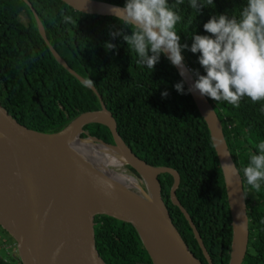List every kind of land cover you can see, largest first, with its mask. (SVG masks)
<instances>
[{
    "label": "trees",
    "instance_id": "obj_1",
    "mask_svg": "<svg viewBox=\"0 0 264 264\" xmlns=\"http://www.w3.org/2000/svg\"><path fill=\"white\" fill-rule=\"evenodd\" d=\"M34 7L49 43L68 66L92 84L112 113L118 132L133 152L155 168H170L179 177L175 196L189 215L213 264H228L231 218L222 172L205 121L193 98L176 91L182 79L161 55L154 69L137 64L138 55L122 37L115 17L85 15L62 0H27ZM123 7L125 0H96ZM247 0H213L199 13L189 0L177 6L182 17L176 25L180 43H192V35H210L203 24L219 14L239 15ZM174 3V0H169ZM72 21L66 22L65 17ZM25 18L27 21H25ZM116 45L107 49L106 43ZM184 63L204 75L199 53L183 49ZM167 91V97L162 93ZM206 97V96H205ZM215 112L231 158L242 179L248 218V245L242 264H264V182L256 191L243 178V168L257 145L264 142V100L247 96L239 106L206 97ZM0 103L21 125L39 133L55 134L78 116L101 110L98 95L70 74L52 55L39 33L31 8L24 0H0ZM86 133L113 145L110 130L101 124L85 127ZM87 134L83 138H87ZM128 171L145 184L135 170ZM162 197L172 224L193 255L206 263L187 221L173 206L169 192L173 178L159 177ZM13 258L0 256V264H21L15 241ZM97 249L106 264H153L135 229L108 216L95 218Z\"/></svg>",
    "mask_w": 264,
    "mask_h": 264
},
{
    "label": "water",
    "instance_id": "obj_2",
    "mask_svg": "<svg viewBox=\"0 0 264 264\" xmlns=\"http://www.w3.org/2000/svg\"><path fill=\"white\" fill-rule=\"evenodd\" d=\"M24 1L31 8L39 33L52 55L98 95L101 110L83 113L62 131L46 134L18 123L0 103V228L15 241L21 264H106L96 245L97 216H108L131 225L153 264H203L172 224L162 197L159 181L162 174L173 178L170 201L187 221L206 259L205 264H213L189 215L175 196L180 183L178 173L148 165L124 142L115 118L98 91L72 70L51 46L34 7ZM62 1L85 15L114 17L110 10L122 8L96 0ZM175 69L179 74L180 69ZM181 79L187 89L195 81L190 71ZM189 93L206 123L224 180L232 230L228 264H242L248 245L242 179L228 168V164H235L211 105L198 91ZM91 124L106 126L114 144L89 136L85 127ZM85 134L87 138H83ZM83 142L109 148L119 160H124V168L137 172L145 188L134 177L136 185L117 179L110 168L88 155L79 154L75 148ZM148 196L150 200L145 198Z\"/></svg>",
    "mask_w": 264,
    "mask_h": 264
},
{
    "label": "clouds",
    "instance_id": "obj_3",
    "mask_svg": "<svg viewBox=\"0 0 264 264\" xmlns=\"http://www.w3.org/2000/svg\"><path fill=\"white\" fill-rule=\"evenodd\" d=\"M184 0H125L122 8L113 7L120 29L110 32L113 38L120 36L139 57L137 64L154 69L161 55L180 69L181 77H187L189 68L184 65L183 49L199 53L198 62L205 74L192 70L196 79L187 92H199L201 96L216 102L226 101L239 106L247 96L252 102L264 100V0H247L239 15H213L203 24L210 35H192V43L181 44L176 25L182 17L177 6ZM189 6L197 13L206 6H214L213 0H189ZM71 22L72 17H65ZM107 49L116 45L106 43ZM188 69H186V67ZM191 73V72H190ZM192 75V74H191ZM193 76V75H192ZM94 82L89 80L88 84ZM175 89L186 94L184 80L175 84ZM162 97H167V91ZM234 175L239 170L228 164ZM243 178L252 189L259 191L264 182V142L257 145V152L250 154L243 168ZM151 199L150 196L145 197ZM59 249H57V253ZM55 259V256L53 257Z\"/></svg>",
    "mask_w": 264,
    "mask_h": 264
},
{
    "label": "bare ground",
    "instance_id": "obj_4",
    "mask_svg": "<svg viewBox=\"0 0 264 264\" xmlns=\"http://www.w3.org/2000/svg\"><path fill=\"white\" fill-rule=\"evenodd\" d=\"M75 150L79 154L88 155L92 157L94 161L100 162L106 167L110 168L112 170L110 172L113 173L117 179L122 181L125 180L129 184L136 185L137 181L134 178L126 175L123 171L124 167L122 166V163L124 160H119L109 148L93 145L91 142H83L78 144ZM105 152H109V155H105ZM112 168H114L117 173Z\"/></svg>",
    "mask_w": 264,
    "mask_h": 264
},
{
    "label": "rangeland",
    "instance_id": "obj_5",
    "mask_svg": "<svg viewBox=\"0 0 264 264\" xmlns=\"http://www.w3.org/2000/svg\"><path fill=\"white\" fill-rule=\"evenodd\" d=\"M25 21H27L26 18H25ZM124 172L126 175L134 177L135 179H137L139 184L142 186L140 179H138L136 176H133V174H131L127 170V168H124ZM10 247L14 248L13 243H11L10 240L5 236V234L2 233L0 230V256H2L5 259H9V257L13 258V256H15V252L13 250H9Z\"/></svg>",
    "mask_w": 264,
    "mask_h": 264
}]
</instances>
